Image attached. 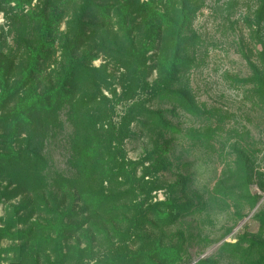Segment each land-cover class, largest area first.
<instances>
[{"label": "rangeland", "instance_id": "rangeland-1", "mask_svg": "<svg viewBox=\"0 0 264 264\" xmlns=\"http://www.w3.org/2000/svg\"><path fill=\"white\" fill-rule=\"evenodd\" d=\"M0 166V264H264V0H0Z\"/></svg>", "mask_w": 264, "mask_h": 264}, {"label": "trees", "instance_id": "trees-1", "mask_svg": "<svg viewBox=\"0 0 264 264\" xmlns=\"http://www.w3.org/2000/svg\"><path fill=\"white\" fill-rule=\"evenodd\" d=\"M46 106H47V104H45ZM43 108V109H45V108H47V107H45V106H43V105H41L39 102H37L36 104H32L31 106H30V108H28L27 110H30V109H35V108ZM48 107H50V105L48 106ZM2 168V166H0V169Z\"/></svg>", "mask_w": 264, "mask_h": 264}]
</instances>
